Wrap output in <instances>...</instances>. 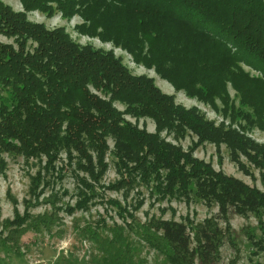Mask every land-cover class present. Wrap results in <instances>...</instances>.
I'll return each instance as SVG.
<instances>
[{
  "label": "trees",
  "instance_id": "obj_1",
  "mask_svg": "<svg viewBox=\"0 0 264 264\" xmlns=\"http://www.w3.org/2000/svg\"><path fill=\"white\" fill-rule=\"evenodd\" d=\"M20 3L22 10L18 11L0 0V35L10 39L0 41V149L41 162L45 158L46 173L59 178L71 172L76 178L77 207H82L80 202L85 206L103 201L101 192L113 189L114 182L103 183L111 166L119 182L161 183L163 198L177 192L184 195V190L192 193L190 184H194L193 195L218 203L214 216L197 224L156 215L140 224L133 216V221L126 220L127 227L110 229L109 245L103 250L106 258L111 253L114 259L116 254L114 262L120 264L126 257V264H131L127 238L117 232L131 224L133 233L164 250L173 264H215L222 241L233 232L232 215L262 214L264 191L216 171L211 163L195 158L192 150L175 146L162 134L174 130L185 135L189 131L200 141L225 144L244 153L260 168L263 185L264 145L236 130L216 126L196 108L177 104L154 78L134 74L114 50L82 44L65 26L49 28L44 22L31 21L27 13H59L67 19L79 16L81 22L75 25L78 34L111 42L176 88L198 96L196 91L202 85L222 84L207 97L216 104L217 98H225L230 84L261 116L264 91L256 95L254 87L264 90V0ZM243 64L261 76L250 77ZM141 118L152 119L155 131L140 127ZM3 162L1 158L2 172ZM67 194L64 190L63 195ZM51 195L58 197L57 193ZM36 197L40 198V193ZM47 218L43 216V226L50 230ZM14 221L19 224L10 227V233L33 227L26 212L20 215L16 210L10 224ZM99 233L96 229L92 234L100 246ZM108 260L101 262L108 264Z\"/></svg>",
  "mask_w": 264,
  "mask_h": 264
},
{
  "label": "rangeland",
  "instance_id": "obj_2",
  "mask_svg": "<svg viewBox=\"0 0 264 264\" xmlns=\"http://www.w3.org/2000/svg\"><path fill=\"white\" fill-rule=\"evenodd\" d=\"M3 1L15 10H22L20 0ZM27 15L31 21L44 22L49 28L65 26L72 38L82 44L92 43L105 50H114L116 55L123 57L124 63L134 74H145L154 78L156 85L166 94L173 95L177 104L196 108L216 126L236 130L254 143L264 145V114L260 116L256 112L258 109L247 105L241 93L230 84L227 85L225 98H217L215 104L207 97L215 94L222 84L212 82L211 87L202 85L196 91L198 96L188 93L185 89H178L154 69L138 64L129 53L111 42H102L98 38L78 34L75 25L81 22L79 16L67 19L59 13L48 16L41 11L28 12ZM0 41L8 42L10 39L0 35ZM242 68L250 77L261 76L260 72L246 64H243ZM261 89L259 85L254 87L256 95L264 91ZM223 100H228V103ZM118 107L123 109L121 105ZM130 120L135 122L134 118ZM139 126L146 127L151 132H154L156 127L150 118H141ZM162 135L175 146L185 151L192 150L195 158L211 163L216 171H222L264 191L260 168L252 164L244 153H237L225 144L200 141L197 135L189 131H186L185 135L177 134L174 130ZM1 158L4 159V172L0 170V230L3 232L0 233V264H103L101 261L107 258L108 264H118L119 262L113 261L116 254L112 259L109 252L110 256L106 258L103 249H107L109 245L107 239L112 235L110 229L123 227L125 224L127 227L126 220L133 221V216L140 224L152 215L197 224L211 218L218 211L217 202L193 195L196 188L192 183V193L184 190V195L177 192L172 197L163 198L161 183L139 180L132 184L119 182L120 177L113 166L103 179V183L107 185L114 182L113 189L101 192L104 193V197L100 198L103 201L89 202L85 206L80 202L82 207H77L79 198L76 194V178L71 172L67 171L61 178L56 174L46 173L45 158L41 162L38 158L28 157L17 151L0 149ZM58 164L60 166L61 162ZM97 188L99 189V186ZM64 190L68 191L67 195H63ZM39 193L40 198L36 197ZM52 193H57L58 197H52ZM47 199L50 201H46ZM16 210L20 215L25 212L29 214L33 227L28 231H7L19 224L17 221L10 224ZM43 216L48 217L50 230L43 226ZM230 222L233 232L222 241L218 263L215 264H264V211L258 216L235 214ZM220 226L224 224L220 223ZM130 227L118 229L117 232L121 231L127 238L125 242L130 246L133 257L131 264H173L164 250L150 245L133 233ZM96 229L101 234V237L96 239L103 241L100 246L92 234ZM126 247L125 244L127 251ZM111 249L116 251V248ZM122 252L124 253V250ZM124 261L126 264V257Z\"/></svg>",
  "mask_w": 264,
  "mask_h": 264
},
{
  "label": "bare ground",
  "instance_id": "obj_3",
  "mask_svg": "<svg viewBox=\"0 0 264 264\" xmlns=\"http://www.w3.org/2000/svg\"><path fill=\"white\" fill-rule=\"evenodd\" d=\"M55 18V17H54ZM56 19H57V17H56ZM73 20H74V18H73Z\"/></svg>",
  "mask_w": 264,
  "mask_h": 264
}]
</instances>
